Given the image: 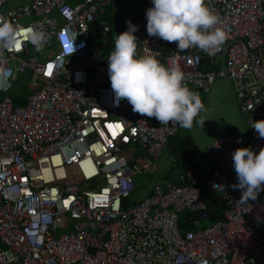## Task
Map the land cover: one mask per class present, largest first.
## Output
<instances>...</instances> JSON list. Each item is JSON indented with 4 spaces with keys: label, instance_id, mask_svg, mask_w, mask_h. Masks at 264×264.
Masks as SVG:
<instances>
[{
    "label": "built area",
    "instance_id": "obj_1",
    "mask_svg": "<svg viewBox=\"0 0 264 264\" xmlns=\"http://www.w3.org/2000/svg\"><path fill=\"white\" fill-rule=\"evenodd\" d=\"M111 1L26 0L0 11L20 26L15 47L0 55V264H264V191L237 206L241 191L232 188L233 151L264 147L251 127L264 119V0H206L227 33L213 56L149 36L152 0H142L131 22L139 54L178 64L201 93L227 77L252 135L217 137L206 150L207 178L184 166L132 204L133 176L156 170L178 124L161 125L115 97L103 52L116 37L103 18ZM33 24L49 35L39 52L23 38ZM65 28L78 33L68 57L59 41ZM20 79L27 94L15 104L9 92ZM201 188L224 205L212 222ZM184 213L190 228L181 230Z\"/></svg>",
    "mask_w": 264,
    "mask_h": 264
},
{
    "label": "clouds",
    "instance_id": "obj_2",
    "mask_svg": "<svg viewBox=\"0 0 264 264\" xmlns=\"http://www.w3.org/2000/svg\"><path fill=\"white\" fill-rule=\"evenodd\" d=\"M146 21L149 36L174 42L181 51L198 48L213 56L222 51L227 40L220 16L206 0H152V6L146 10ZM126 23L127 29L117 33L114 49L107 56L108 76L115 97L126 99L133 112L155 118L161 125L171 123L185 129L192 128L204 108L199 93L189 88L178 64L165 66L157 59L158 52L139 54L138 40L134 35L138 26L131 21ZM19 31V25L0 17V55L15 47L20 39ZM77 35L69 28L60 32L63 56L76 52L74 41ZM23 38L39 52L48 43L49 35L42 25L33 24L23 29ZM204 121L196 122L202 126ZM251 127L259 138L264 139V119L253 121ZM232 160L237 175V183L232 188L241 191L236 204L249 205L250 200H256L264 191V147L258 152L251 147H238L232 153ZM218 186L213 185L214 188Z\"/></svg>",
    "mask_w": 264,
    "mask_h": 264
},
{
    "label": "rangeland",
    "instance_id": "obj_3",
    "mask_svg": "<svg viewBox=\"0 0 264 264\" xmlns=\"http://www.w3.org/2000/svg\"><path fill=\"white\" fill-rule=\"evenodd\" d=\"M26 0H8L7 4L0 9H9L17 4L23 3ZM141 0H112L110 16L112 23L120 22L122 25L126 21L134 20L139 13ZM25 24V20H19ZM221 61V60H219ZM23 80H17L12 84V89L9 92L10 96L24 97L27 91L23 89ZM203 110L194 120L193 127L185 129L181 127L180 133L188 135L199 155L189 160V165L197 169L200 178L205 179L209 176V159L206 154L208 145L217 137L234 132L240 135H252V131L248 130L244 120L241 117V112L236 103L235 94L232 89L231 81L227 77H216L209 85L208 90L203 92ZM205 120L203 125H199L196 121ZM177 156L168 152L167 149L161 151L156 158V170L152 174H135L134 190L126 199L128 204L140 201L149 192L153 183H163L165 176L179 171ZM183 165V162H181ZM179 164V165H181ZM185 164V165H186ZM260 230V229H259ZM59 232H62L61 230Z\"/></svg>",
    "mask_w": 264,
    "mask_h": 264
},
{
    "label": "trees",
    "instance_id": "obj_4",
    "mask_svg": "<svg viewBox=\"0 0 264 264\" xmlns=\"http://www.w3.org/2000/svg\"><path fill=\"white\" fill-rule=\"evenodd\" d=\"M141 3H142V0L140 1V6H141ZM110 4L111 5H109L106 9V12L103 15V18L108 23L111 31H113L117 35V33L124 31V25H126L127 23L124 25H122L120 22H117L114 24L112 23L111 16H110L112 1ZM140 6H139V10H140ZM113 49H114V44L111 42L110 38H107V43L105 45V49L103 50V52L106 54H110V52ZM23 89L26 91L24 86H23ZM192 90L199 93L202 103H203V97H204L203 93H201L197 89H192ZM12 100L15 104H22L24 102V100L18 96H12ZM180 129L181 127L178 124L177 132L168 141L167 150L168 152L177 156L178 159L176 163L178 162L177 163L178 166L180 167V169H182L184 166L189 165L186 163H189V160L197 157L199 155V152L197 151L192 139L188 135L181 134ZM181 162H183V165L181 164ZM201 190H203L202 191L203 197L207 203V208L205 210V214L208 216L207 222H212L220 217V212L222 211L224 205L220 200H218V198L215 195L207 192L206 190L202 188ZM187 216L188 214L184 213L179 218V224H180L181 230H186L190 228V225L187 222Z\"/></svg>",
    "mask_w": 264,
    "mask_h": 264
},
{
    "label": "snow or ice",
    "instance_id": "obj_5",
    "mask_svg": "<svg viewBox=\"0 0 264 264\" xmlns=\"http://www.w3.org/2000/svg\"><path fill=\"white\" fill-rule=\"evenodd\" d=\"M52 68H53V66L52 65H48V72H49V74L51 73V71H52ZM112 126L111 125H109V128H111ZM116 128H120L121 126L119 125V124H117L116 126H115ZM113 134H115V133H113Z\"/></svg>",
    "mask_w": 264,
    "mask_h": 264
},
{
    "label": "crops",
    "instance_id": "obj_6",
    "mask_svg": "<svg viewBox=\"0 0 264 264\" xmlns=\"http://www.w3.org/2000/svg\"><path fill=\"white\" fill-rule=\"evenodd\" d=\"M68 2L72 3V2H76L78 0H67ZM111 5V4H110Z\"/></svg>",
    "mask_w": 264,
    "mask_h": 264
}]
</instances>
